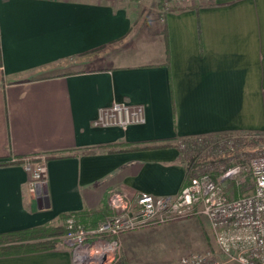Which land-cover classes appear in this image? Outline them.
I'll return each instance as SVG.
<instances>
[{"label":"crops","instance_id":"crops-1","mask_svg":"<svg viewBox=\"0 0 264 264\" xmlns=\"http://www.w3.org/2000/svg\"><path fill=\"white\" fill-rule=\"evenodd\" d=\"M204 1L0 0V234L107 193L175 196L180 139L264 133V0ZM113 102L141 106L143 123L95 124ZM36 154L49 156L42 184L11 161ZM0 264L74 261L59 243Z\"/></svg>","mask_w":264,"mask_h":264},{"label":"built area","instance_id":"built-area-1","mask_svg":"<svg viewBox=\"0 0 264 264\" xmlns=\"http://www.w3.org/2000/svg\"><path fill=\"white\" fill-rule=\"evenodd\" d=\"M195 1L162 0V6L167 9L174 5L193 4ZM143 121L141 106L113 102L99 112L94 123L126 129L129 125ZM46 159V155L36 154L13 158L11 161L22 163L30 179L42 184L46 182L48 174ZM248 166L253 186L248 192L235 197L227 196L221 190L220 180H214L208 172L200 171L175 196H155L142 192L134 199H129L121 193H113L110 203L118 213L106 217L93 230L78 226L72 218H68L67 239L74 245V253L95 259L106 254V245L102 246L101 243L104 242L101 241L93 245L84 242L96 234L114 235L151 220L164 221L192 211L208 220L225 259L209 251L194 252L166 264H264V155L251 158ZM239 172L240 168L235 166L226 170L220 179H231L238 176ZM243 239L249 241L250 245L245 249L235 250V242ZM112 244L114 243L107 245Z\"/></svg>","mask_w":264,"mask_h":264},{"label":"rangeland","instance_id":"rangeland-1","mask_svg":"<svg viewBox=\"0 0 264 264\" xmlns=\"http://www.w3.org/2000/svg\"><path fill=\"white\" fill-rule=\"evenodd\" d=\"M198 2L206 4L204 0L195 1V3ZM182 6L184 5H174L173 7ZM91 56L93 58L91 57L89 66H95L96 54ZM207 137L210 138V140L208 139L210 142L214 143H209L207 150L198 153L195 160V164L198 166L193 169L194 173L191 178L196 173H209L211 170H219L221 176L226 170L238 166L240 168L238 176L222 181L220 176L218 177L221 190L231 197L248 192L253 186L248 161L256 155H264V133H227ZM181 149H184L183 144ZM183 160L186 164L185 158ZM68 218H72L76 225L83 227L73 217ZM68 218L49 225L62 227L64 230L57 236V245L63 243L70 249L74 264H166L177 261L181 256L189 253L206 251L225 259L217 246L216 236L208 220L196 212L191 211L190 214L186 212L183 216H172L164 221L151 220L146 224L114 235L96 234L84 242L93 245L101 241L104 242L101 243L102 246L106 245V254L95 259H90L85 255L79 256L77 252L74 253L75 247L67 239L66 220ZM105 219L107 218L99 221L93 228H83L93 230ZM112 242L114 244L107 245ZM249 245L250 242L245 239L236 241L234 244L235 250L238 251Z\"/></svg>","mask_w":264,"mask_h":264},{"label":"trees","instance_id":"trees-1","mask_svg":"<svg viewBox=\"0 0 264 264\" xmlns=\"http://www.w3.org/2000/svg\"><path fill=\"white\" fill-rule=\"evenodd\" d=\"M160 7L162 6V0H158ZM210 138L207 136H197L193 138H182L176 144L181 153L182 157L186 160V177L187 181L191 179L193 175V169L196 165L195 160L202 150H207ZM214 140V138H211ZM214 143V142H213ZM184 145V149H181V145ZM175 145V146H176ZM159 145H152L150 147H157ZM148 147V146H147ZM149 147V148H150ZM122 150L140 149L143 148L140 145L134 147H120ZM48 159L49 156H46ZM206 168L208 166H205ZM210 176L214 180H218L221 172L219 170H211ZM112 193H107L105 198L102 200L101 205L91 212H72L62 215L61 219L65 220L68 217H73L76 222L82 224L85 228H93L96 224L104 219L105 217L118 213L111 206L110 197ZM64 230L62 227H52L49 224L36 226L19 231L7 232L0 234V255H11L21 254L30 252H39L45 250H51L57 246V236L62 234Z\"/></svg>","mask_w":264,"mask_h":264},{"label":"bare ground","instance_id":"bare-ground-1","mask_svg":"<svg viewBox=\"0 0 264 264\" xmlns=\"http://www.w3.org/2000/svg\"><path fill=\"white\" fill-rule=\"evenodd\" d=\"M94 253V252H93Z\"/></svg>","mask_w":264,"mask_h":264}]
</instances>
